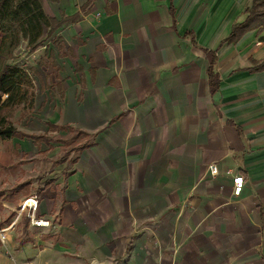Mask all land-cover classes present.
Instances as JSON below:
<instances>
[{"label":"crops","instance_id":"obj_1","mask_svg":"<svg viewBox=\"0 0 264 264\" xmlns=\"http://www.w3.org/2000/svg\"><path fill=\"white\" fill-rule=\"evenodd\" d=\"M41 1L56 25L6 120L48 142L0 139V264H264V28L224 42L252 0ZM31 195L49 227L5 208Z\"/></svg>","mask_w":264,"mask_h":264},{"label":"trees","instance_id":"obj_2","mask_svg":"<svg viewBox=\"0 0 264 264\" xmlns=\"http://www.w3.org/2000/svg\"><path fill=\"white\" fill-rule=\"evenodd\" d=\"M246 17L242 22L234 23L231 27L229 36L224 40L225 43H233L247 31L264 28V0H252L250 5L244 9ZM54 19L49 18L42 6L41 0H0V101L3 94L2 87L7 77H11V83L14 88V99L18 104L25 103L31 107L32 78L27 70L16 64L14 58L15 51L22 45L25 50L34 52L42 46L46 37H48L55 28ZM215 58L212 56L207 69L208 84L211 93L217 90L219 79L214 71ZM264 70V59L258 63L253 62L251 72ZM51 130L69 129L68 127H58L48 124ZM82 132L77 131L76 135ZM29 138L34 142L46 141L45 136H30L19 133L6 120L0 117V139L8 140L11 138ZM88 144L85 143L78 148H73L66 152L64 156L58 159L55 164L65 161L71 152H79ZM65 175V174H64ZM25 184L13 188L14 191L22 189ZM27 220H25L26 223Z\"/></svg>","mask_w":264,"mask_h":264},{"label":"built area","instance_id":"obj_3","mask_svg":"<svg viewBox=\"0 0 264 264\" xmlns=\"http://www.w3.org/2000/svg\"><path fill=\"white\" fill-rule=\"evenodd\" d=\"M208 172L210 176H215L218 174V168L215 164L208 165ZM243 177L235 176L233 177V195L239 196L243 187ZM5 208L13 213H15V222H17L21 217H25L30 226L33 228H46L49 227V222L44 220L39 213V199L36 195H31L24 199L20 203L9 202ZM4 231L0 230V242L4 243L5 236Z\"/></svg>","mask_w":264,"mask_h":264},{"label":"rangeland","instance_id":"obj_4","mask_svg":"<svg viewBox=\"0 0 264 264\" xmlns=\"http://www.w3.org/2000/svg\"><path fill=\"white\" fill-rule=\"evenodd\" d=\"M23 49H25V46L24 45L20 46L15 51V56H14V58L16 60L15 63L20 65V66L24 63L25 64L28 63L26 58L30 54L29 51L25 50V52H24ZM18 54H21V55H18ZM2 92H3V94L1 96V101H0V117H5V118L9 119V118H12V112L19 105L13 97L14 96V88H13L12 83H11V77H7L5 79V82H4L3 87H2ZM81 138H82L81 135L78 136L74 133L73 137L67 141L66 140L65 141H62V140L56 141L59 143L57 145L58 148H60V150H58V152H57L56 161L58 159H60L62 156H64V154H66V152H69L73 148H78L87 142L84 140V142L81 143V140H79ZM70 145H71V148H69L68 151H65L66 147H68ZM56 161H53V163H55Z\"/></svg>","mask_w":264,"mask_h":264}]
</instances>
